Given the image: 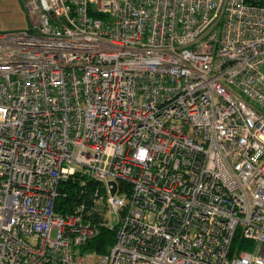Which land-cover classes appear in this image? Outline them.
<instances>
[{
  "label": "built area",
  "instance_id": "2783aa9c",
  "mask_svg": "<svg viewBox=\"0 0 264 264\" xmlns=\"http://www.w3.org/2000/svg\"><path fill=\"white\" fill-rule=\"evenodd\" d=\"M24 2L32 30L0 35V264H264V8ZM78 170L118 220L104 255L83 208L56 213Z\"/></svg>",
  "mask_w": 264,
  "mask_h": 264
},
{
  "label": "trees",
  "instance_id": "16d2710c",
  "mask_svg": "<svg viewBox=\"0 0 264 264\" xmlns=\"http://www.w3.org/2000/svg\"><path fill=\"white\" fill-rule=\"evenodd\" d=\"M247 4L264 8V0H246ZM105 187L94 180L83 170L64 181L56 201V213L61 216L72 215L79 208L84 210V221L99 230V234L84 248L83 253L104 255L109 253L116 242L117 229L111 226V216L107 204ZM239 236L233 244V252L249 249Z\"/></svg>",
  "mask_w": 264,
  "mask_h": 264
},
{
  "label": "rangeland",
  "instance_id": "374dc122",
  "mask_svg": "<svg viewBox=\"0 0 264 264\" xmlns=\"http://www.w3.org/2000/svg\"><path fill=\"white\" fill-rule=\"evenodd\" d=\"M24 0H0V35L32 30Z\"/></svg>",
  "mask_w": 264,
  "mask_h": 264
},
{
  "label": "water",
  "instance_id": "95a60500",
  "mask_svg": "<svg viewBox=\"0 0 264 264\" xmlns=\"http://www.w3.org/2000/svg\"><path fill=\"white\" fill-rule=\"evenodd\" d=\"M111 185L114 186V189L112 190V195L114 196V195L116 194V189H117V187H116V184H115V183H111ZM111 217H112V219H114V220L112 221V226L115 228V227H117L118 220H117L115 214H112Z\"/></svg>",
  "mask_w": 264,
  "mask_h": 264
}]
</instances>
